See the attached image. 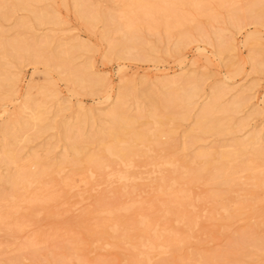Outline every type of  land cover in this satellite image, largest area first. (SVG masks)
Here are the masks:
<instances>
[{
	"label": "rangeland",
	"instance_id": "1",
	"mask_svg": "<svg viewBox=\"0 0 264 264\" xmlns=\"http://www.w3.org/2000/svg\"><path fill=\"white\" fill-rule=\"evenodd\" d=\"M18 2L19 0H0V48L1 45L8 46V43L12 45L7 47L6 53L0 49V203L4 204L3 199H8L12 194L11 185L5 183V176L17 172L15 163H25L32 155H37L42 166L38 165L35 170H41L47 164H59L64 157L71 160L72 145H76L81 151L85 149L84 151L96 152L99 143L97 144L94 136L101 127L111 123L107 113L122 85L130 88L124 107L128 109V113L134 114L138 105L144 111L148 109V95L155 96L154 98L159 96L158 99H161L163 90L159 82L162 79H174L187 74L197 77L199 90L195 107L187 120L178 121L173 142L169 141L172 149L175 147L172 152L177 150L174 155L187 154L190 157L203 147L208 149L227 146L245 139L251 132H258V137L264 135V72H256L254 60L251 59L256 56V60L264 64V10L257 11L259 15L254 17H241L240 11L237 16L231 14L232 8L237 10L249 4L255 5L256 9L261 8L264 0H234L233 5L228 2L225 7L211 3L214 17H197V27L193 24L184 26L183 32L187 35L185 33L186 36H182L181 33L182 37L179 32L183 28L178 32L173 30L166 33L160 27L156 31L140 27L134 35L128 33L120 18V0H28L24 8H19ZM175 9L177 14L191 13L189 7L179 6ZM39 15L45 18L38 19ZM185 27H189L190 31L187 32ZM131 35L138 38L130 40ZM216 49L222 53L216 54ZM65 57L69 60L64 62ZM76 70L83 74L85 82L65 79L67 72ZM94 77L100 80L96 85L87 82ZM214 91L218 95L217 104L226 109L238 98V104L233 110L216 114L224 132L204 136L201 142L188 146L186 151L182 150V134L190 129L194 118L207 101V96ZM79 114L83 115L81 123L76 121ZM67 124L71 126L66 131L63 126ZM91 137L95 141H90ZM161 140L166 141V138L161 137ZM155 147L159 150L161 147H151L158 154L159 150ZM6 149L16 155V162L2 157ZM143 162L144 159L142 164ZM139 166L142 165L139 163ZM139 169L141 168L137 167L135 170ZM44 170L41 171L47 174ZM68 170L61 173L67 176L72 172V169ZM145 171L140 172L145 176L148 172ZM50 173L47 174L49 177L44 178L43 175L40 182H44L43 186L46 184L45 188L48 186L52 190L61 173L57 175L54 172L53 177ZM135 173L140 176V184L145 181L148 183L154 176L151 171L148 172L151 175H146L145 178L142 174ZM70 178L78 189L76 191H80L79 199L74 191L76 196L69 191L71 196L66 199L69 189L60 185L53 189H63L58 191L60 194L57 193L60 197L57 202H52L54 206L52 203H49V207L43 203L33 206L39 212L42 208H47L49 213L55 211V216L52 213L48 217L43 212L42 215H37H41V218L25 217L24 221L21 219L26 224L22 226L23 230L16 229L17 234L11 229L14 235L8 233V229H0V264H144L145 260L142 261L143 257L140 255L144 250L139 249L138 255L135 253L138 256L135 259L131 255L136 251H132L124 242L125 238L133 234L138 236L136 231L140 232V229H125L124 232L119 229L117 236H123V239L118 246H114V237L111 240L107 237L110 235L109 229H80L74 225L78 224L74 220L80 219L78 215L81 212L94 210L99 201L111 202L115 197L112 201L115 203L116 194L112 192L120 191V185L101 184L94 191L84 185L79 176ZM140 184H133L135 187L132 190L135 189L136 192L132 198L140 199L143 195L148 197V184ZM200 185L192 186L193 196H202L217 189L226 192L227 198L231 199L241 191L240 185L233 188L205 183ZM138 186L142 187L139 189L144 187V191L138 192ZM111 187L114 190L109 192ZM193 187H198L199 190H194ZM99 189V193H95ZM145 191L147 195L143 194ZM200 191L204 193H199ZM72 196L77 200H71ZM258 196L261 199L257 200L258 211L249 209L242 215L222 213L213 218L209 214H201L200 225L204 229H192L191 232L181 229V237L188 234L190 236L184 245L169 249L167 254H164L165 251L160 254L155 252L151 257L152 263L148 264L264 263V254L259 256V250L264 248L261 241L262 238L264 240V225L260 224L264 221V192L258 193ZM79 206L81 211L74 210H80ZM125 233L129 236L125 237ZM106 243L110 244L106 246Z\"/></svg>",
	"mask_w": 264,
	"mask_h": 264
},
{
	"label": "bare ground",
	"instance_id": "2",
	"mask_svg": "<svg viewBox=\"0 0 264 264\" xmlns=\"http://www.w3.org/2000/svg\"><path fill=\"white\" fill-rule=\"evenodd\" d=\"M27 1L28 0H19L17 6H19V8H24ZM120 2L122 3L120 18L124 21V28H126V31L130 34L135 33L140 27H144L147 31H156L157 28L160 27L163 28L166 33L173 30L178 32L179 29L181 31L184 26L192 24L197 27V17L204 16L208 19L214 17V14H212L213 9L210 7L211 3H217L218 7H225V4L228 2H231V5L234 4V0H120ZM179 6L189 7L191 13L183 12L182 14H177L175 8ZM262 10H264V5L256 9L255 5L252 4L250 6L249 4L237 10L232 8L231 14L236 15L237 12L240 11L239 14H241V17H254L258 14L257 11L260 12ZM37 17L38 19L45 18L43 15ZM188 28L187 32L190 31ZM183 31H185L184 28L182 32H179L180 34L178 33L180 37L187 35V33ZM133 35H131L130 40L138 38ZM126 41L128 42L129 40L126 38ZM10 45L11 43H8V46ZM8 46L1 45V51L6 53ZM215 53L220 54L222 52L216 49ZM251 59L254 60V70L256 72H264V64L257 61L256 56H252ZM63 60L65 62L68 61L69 58L65 57ZM65 79L67 81L75 79V82H85L83 74L78 70L67 72ZM196 79L197 77L188 76V74L174 79H162V81L159 82L163 90L160 95L161 99H158V95V97L156 96L157 98H154L155 96L148 97V95L146 97L148 98V109L144 111L143 108L138 105L136 113L134 114L128 113V109L124 107L125 101L129 97L130 88H128L127 85L120 86L116 94L115 102L107 113L111 123L101 127L98 130V134L94 133L97 144L99 143L98 146L96 145V152L94 150H88L91 153L87 150L86 152L84 151L85 149L83 150V148H81L82 146L80 148L83 151H81L75 147L76 145H72L73 157L71 160L68 159L69 157H64L59 164L56 163L55 166H51V164L48 166L47 164L46 168L41 169H45L48 172L47 174L51 172L50 176L52 177L55 173L58 175L61 172H65L66 169H69L68 171L72 169V172L68 173L67 176L61 173L64 177L66 176L65 178L62 176V179H60L61 175L59 174L60 176L57 177H59L60 180L57 178L59 182L56 181L58 185L56 186V183L54 184L55 186L53 185V189H56L58 186L60 187V185L64 189H69H67L68 192H66V199L71 196L70 192H72V195H75L73 191L76 192L77 198H80V191H76L78 189L73 179L70 178L71 176H79L80 181L84 185L91 187L92 190L96 189L101 184L110 186L112 184L113 186L114 183H118V185H120V191H116L112 189V187L111 191H109L112 192V190H114L112 193L116 194L115 203H112L115 197L111 199V202H108V200H104V202L98 200L99 204L94 210L81 212L82 215L80 212H78L80 215L76 213L78 217L80 216V219L78 221L74 220L75 223H78L74 225L80 229H109L110 235L106 236L108 238L110 237V240L114 237L112 242L115 244L114 246H118L122 242L121 239H123V236H117L119 229H123L122 232L126 231L125 229H140V232L138 230L136 231L140 236H135V234H133L128 237L129 235L125 233V237L127 236L128 238H125L124 242L132 251H136L133 252V255L130 254L135 257V259L138 257L137 251L139 249L144 250V252L140 254L143 258L141 259V256H139L142 261L145 260L144 264H146V262L148 264V262L151 261V257L155 252L160 254L165 251V253H163L167 254L166 251L169 252V249L172 250L174 247H182L190 236L188 234V236L181 237V232H179L181 229L184 232H191L192 229H204L205 227H201L200 225V219H202L201 214H209V217L213 218L214 216L219 217L222 213L227 215H242L248 212L249 209L258 211L259 208L256 207V204L261 200L258 193L264 192V135L258 137V132H251L245 139L234 141L227 146L210 147L208 149H204V147L200 148L190 157L187 156V154L186 156H181L180 154H178L180 156L174 155L177 150L172 152L175 147L172 149V144H170L169 141H172L177 131L178 121L187 120L190 111L195 107V98L198 97L199 90L198 80ZM99 81V79L94 77L87 82L91 85H96ZM168 90H170L169 93H167ZM176 91L179 92L175 93ZM215 93L214 91L207 96V101L202 105L200 112L194 118L192 126L187 132L182 134V150L185 149L186 151L188 146L201 142L204 136L217 135L224 132L223 126L216 114L219 112L227 113L229 110H233L238 104V98H235L228 106L229 108L226 109V107H220L217 104L218 95ZM82 118L83 115L81 116V114H79L76 117V121L81 123ZM149 125H151V127H149ZM68 126L71 125L67 124L65 127L63 126V129L67 131ZM94 137H91L89 140L91 141ZM161 137H165L166 141L164 140L161 142ZM93 140L95 141V139ZM154 144L161 147L160 150L155 147L159 150L158 154L157 152L155 153L156 150L153 151L151 149V147L155 146ZM11 152L12 151L6 149L2 153V157L11 162H16V155ZM186 157L189 159L187 160ZM142 159L145 161L143 164ZM138 160H140V162ZM40 162L41 160L37 155H32L25 163H15L17 168L15 174H9L10 176L8 177L5 176V183L11 185L12 194L8 199H3L4 204L1 202L3 205H0V229H8V233H12L11 229H14V232L16 229H20L21 231L23 230L22 226L25 224L23 222L25 217L33 216L31 218L35 219V216H40L41 218L43 212L46 213L48 217L52 213H54L52 216L56 215L55 211L49 213L47 208H42L40 213L38 211L39 209H37V212L33 207L41 203L44 205L47 204L48 206L49 203H54L55 200L57 202V199L60 198L58 194L63 190H58V192L57 190L47 188L48 186L45 188L46 184L43 186L44 182H40L43 178L41 180L40 178L43 175L44 178L49 176L44 172L46 174L45 176L39 168L35 170L38 165H40ZM139 163L142 165L141 167ZM47 167H50V169ZM137 167L141 169H139V171L135 170ZM144 167L145 169L142 170ZM150 167L151 170L149 169ZM22 169L23 171H21ZM24 170H26V172ZM49 170L51 171L49 172ZM145 170L148 172L151 171L154 175L152 176L153 178L150 176L152 179L150 181L148 180V183L145 181L146 185L144 182L140 184V176H136L135 173L142 174ZM148 172L145 174L147 176L151 175L148 174ZM68 175H70L69 178ZM143 176L141 178H143ZM144 178L143 180H145ZM138 179L139 181L136 182ZM136 183L138 185L140 184V186L143 184L147 186L148 184V197H144L143 195L140 199L132 198L133 195L135 196L136 192L135 189L132 190V187H135L133 184L136 185ZM203 183L217 187L226 185L230 188L240 185L241 191L231 199L227 198L226 192H221L217 189L211 190L202 196H193L191 192L192 186ZM34 185H36V187H33ZM140 186L136 187V189L138 188V192H140L139 190L144 191L145 188L139 189ZM200 186L204 187V185ZM50 188H52V185ZM194 188L198 187H193V189ZM99 191L100 189L95 193H99ZM146 191L141 193H146L145 195H147ZM202 192L204 193V191ZM202 192L200 191L199 193ZM137 195H140V193H137ZM143 197L145 199H142ZM72 198L73 196L70 197L71 200ZM117 198L119 199L118 201ZM95 200H97V198ZM53 203L51 205H53ZM74 204H76V202H74ZM51 205L50 207L54 206ZM74 210L81 211V207L80 210H77V208ZM38 213L41 215L37 216ZM260 224L264 225V221H261ZM193 232L195 231L193 230ZM12 234L14 235V233ZM196 240H198V238ZM261 241L262 246H264L263 238ZM109 244L110 243H106V246ZM23 249H25V247H23ZM79 249H81V247ZM259 252V256L263 255L264 248H261ZM135 253L137 255H135ZM157 253L156 255L158 256Z\"/></svg>",
	"mask_w": 264,
	"mask_h": 264
}]
</instances>
